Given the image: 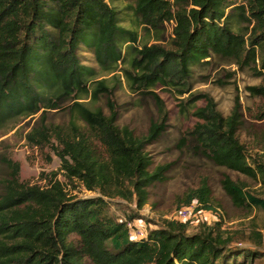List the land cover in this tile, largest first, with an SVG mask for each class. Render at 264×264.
<instances>
[{"label":"trees","instance_id":"16d2710c","mask_svg":"<svg viewBox=\"0 0 264 264\" xmlns=\"http://www.w3.org/2000/svg\"><path fill=\"white\" fill-rule=\"evenodd\" d=\"M114 1L0 0V126L41 111L25 133L27 143L42 147L55 138L63 179L93 193L70 194L54 173L45 186L25 184L18 179V163L2 157L11 171L0 192V264H253L264 256V232L255 226L247 232L223 229L204 182L182 202H194L193 213L213 212V223L189 231V219L174 215L151 228L147 222L140 237L130 236L128 224L142 219L138 211L149 199V188L164 182L170 167L150 169L153 162L146 152L167 129V112L153 89L189 92L193 69L213 56L264 75V0H134L121 10ZM125 11L131 12L132 23L152 30L156 40L164 23L173 22L168 47L138 44V32L123 25L129 16ZM83 49L93 54L103 75L82 62ZM121 77L157 104L159 116L143 136L116 124L111 96ZM247 89L264 98V84ZM101 95L108 114L82 101L94 102ZM201 100L204 105L192 111L197 122L179 148L189 140L214 165L258 182L259 193L227 176L221 186L235 207L264 212V152L248 158L239 141L238 95L227 116L205 93L188 94L180 112ZM63 104L71 118L69 136L46 123L47 112ZM258 117L263 119L264 112ZM75 119L89 132L81 131ZM114 198L120 199L118 205L135 207L117 217L110 211Z\"/></svg>","mask_w":264,"mask_h":264},{"label":"rangeland","instance_id":"374dc122","mask_svg":"<svg viewBox=\"0 0 264 264\" xmlns=\"http://www.w3.org/2000/svg\"><path fill=\"white\" fill-rule=\"evenodd\" d=\"M107 1L110 2V0ZM133 2L134 0H116L112 4L121 10L127 5H132ZM125 12L129 16L123 25L138 32V44L158 43L168 47L172 38L173 22L164 23L161 29L162 37L160 40H156V35L152 30L147 33L144 27L132 23L131 12ZM80 57L84 64L95 68L100 75H103L90 51L83 49L80 52ZM103 77L109 79L110 75L104 74ZM120 80L121 82L111 96L117 112L116 124L119 127L128 126L136 136H143L146 134L150 122L159 116L157 104L151 96L131 90L123 77ZM191 82V90L182 95L163 86L153 89L162 100L163 107L167 112V129L156 143L146 148V152L153 162L150 169L161 164H169L170 167L165 174L166 180L162 183H155L149 188V199L145 206L138 211L141 214L139 217L142 219L135 224L146 230L148 227L160 225L165 219H171L177 214L179 207L184 205L182 201L189 190L196 189L204 182L208 185L211 191V200L221 215L223 229L247 232L251 226H255L264 232V212L255 208L246 210L235 207L221 186L222 179L227 176L233 181L245 183L249 191L259 193L261 188L258 182L233 170L214 165L198 153L189 140L181 148L178 146L180 139L187 137V132L197 122L196 117L192 114L193 106L204 105L202 100L188 104L185 112L181 113L180 105L188 94L205 93L209 95L224 116L230 113L234 97L238 95L242 113V125L237 132L239 141L244 146L248 158L263 153L264 118L259 119L258 116L264 112V98L252 96L247 88L253 85H263L264 75H256L250 67L241 69L227 59L213 56L207 64L196 66L193 69ZM82 101L90 108H101L105 114L109 113L105 96L101 95L94 102L89 98ZM40 113L41 111L33 116L18 117L0 126V192L3 180L8 178L11 171L1 161V158L5 157L18 163L20 182L45 186L54 173L56 179L64 182L66 190L70 194L92 196L93 193L86 190L81 184L71 185L63 179L60 161L54 150V147L59 145L55 138H51L50 143L42 147L27 143L24 137L25 133L39 119ZM46 117V123L55 126L56 131H59L62 136L72 135L71 118L65 104L57 110H49ZM74 122L81 131L89 132L80 120L75 119ZM94 144L96 149L104 155L99 144L96 142ZM117 200L120 199L114 198L110 205L111 213L117 217H125L135 207L133 203L125 202L118 205ZM216 217L210 211L194 212L188 220V229L196 231L199 223L211 224L216 220ZM147 222L150 224L148 227ZM261 250L264 251V241ZM253 264H264V256Z\"/></svg>","mask_w":264,"mask_h":264},{"label":"built area","instance_id":"2783aa9c","mask_svg":"<svg viewBox=\"0 0 264 264\" xmlns=\"http://www.w3.org/2000/svg\"><path fill=\"white\" fill-rule=\"evenodd\" d=\"M195 208V203L193 202L190 205L187 206H181L178 210H177V216L182 219V220H186V219H190L191 216L193 215V210ZM129 228L131 229V233L130 236L132 237H140L145 233V230L140 226V225H136L132 226L130 223L128 224Z\"/></svg>","mask_w":264,"mask_h":264}]
</instances>
